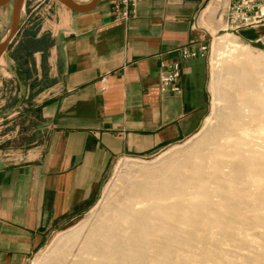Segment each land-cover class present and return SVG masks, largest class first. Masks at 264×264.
Segmentation results:
<instances>
[{
  "label": "crops",
  "instance_id": "crops-1",
  "mask_svg": "<svg viewBox=\"0 0 264 264\" xmlns=\"http://www.w3.org/2000/svg\"><path fill=\"white\" fill-rule=\"evenodd\" d=\"M208 5L140 0L123 22L108 0L85 12L22 1L0 52V264H26L88 209L114 159L153 155L197 127L200 58L180 60L179 92L158 83L174 47L222 29Z\"/></svg>",
  "mask_w": 264,
  "mask_h": 264
},
{
  "label": "rangeland",
  "instance_id": "rangeland-1",
  "mask_svg": "<svg viewBox=\"0 0 264 264\" xmlns=\"http://www.w3.org/2000/svg\"><path fill=\"white\" fill-rule=\"evenodd\" d=\"M74 1L82 3L86 0ZM11 6L12 0L0 8V39L10 28ZM209 8L213 13L216 11V6L208 5L207 10ZM223 34L230 36L227 48L233 47L232 54L228 49L220 50L215 46L217 38ZM206 42L207 52L199 57L205 101L197 127L186 137L153 155L114 159L92 205L73 221L51 233L47 242L29 257L26 264H72L73 259L81 253L85 236L100 221L121 208L132 179L142 177L145 172L165 168L173 162L181 163L188 159L193 164L199 163L193 146L209 138L218 127L226 111L222 90L233 92L237 97L244 96L248 91L245 87L234 88L231 84L223 83V64L240 60L249 68L246 74H254L257 65H252L250 59L258 56L262 60L258 64L264 69V24L241 28L236 32L224 29L213 31ZM234 143V153L226 156L230 161L241 158L236 147L239 148L243 143L239 140ZM248 146L254 147L253 140ZM259 159L264 161V156ZM179 170L181 173L191 172V168L185 166ZM219 171L226 170L219 169L209 160L205 177L210 179ZM234 189L239 190L233 192ZM254 192L256 200L253 198ZM177 200L180 207L172 231L175 241L169 248L171 261H178L179 264H264L263 172H248L234 181L227 180L223 186L210 180L186 184ZM147 251L148 258L144 264H167L166 261L157 260L151 249Z\"/></svg>",
  "mask_w": 264,
  "mask_h": 264
},
{
  "label": "bare ground",
  "instance_id": "bare-ground-1",
  "mask_svg": "<svg viewBox=\"0 0 264 264\" xmlns=\"http://www.w3.org/2000/svg\"><path fill=\"white\" fill-rule=\"evenodd\" d=\"M230 41L229 34H223L217 38L215 46L220 50L228 49L232 54L233 47L227 48ZM237 61L223 64L225 75L222 81L234 88L245 87L248 91L244 96L237 97L233 92L222 90L226 111L218 127L209 138L193 146L199 163L193 164L188 159L181 163L173 162L165 168L154 169L132 179L121 208L100 221L85 236L81 253L72 264H144L148 249L152 250L157 260L179 264L170 260L169 248L175 241L172 231L180 207L177 196L184 186L202 180L223 186L227 180L234 181L248 172L264 173V161L259 159L264 156V69L258 64L262 60L258 56L251 57L250 63L257 65L254 66V74H246L248 66ZM237 140L243 143L236 147L241 158L230 161L226 156L234 153L232 148ZM252 140L256 148H249ZM209 160L227 172H216L210 179L205 177ZM182 166L190 167L191 172L181 173L179 169ZM253 198L257 199L255 192Z\"/></svg>",
  "mask_w": 264,
  "mask_h": 264
},
{
  "label": "built area",
  "instance_id": "built-area-1",
  "mask_svg": "<svg viewBox=\"0 0 264 264\" xmlns=\"http://www.w3.org/2000/svg\"><path fill=\"white\" fill-rule=\"evenodd\" d=\"M140 0H108L113 20L128 21L135 17ZM216 6V15L224 30L236 32L241 28H252L264 24V0H207ZM177 52L178 60L161 64L158 88L161 92H179L177 79L181 72L180 60L204 56L207 42L195 45H179L172 49Z\"/></svg>",
  "mask_w": 264,
  "mask_h": 264
},
{
  "label": "water",
  "instance_id": "water-1",
  "mask_svg": "<svg viewBox=\"0 0 264 264\" xmlns=\"http://www.w3.org/2000/svg\"><path fill=\"white\" fill-rule=\"evenodd\" d=\"M9 1L10 0H0V6ZM22 1L23 0H12L10 30L7 36L0 41V52L6 48L7 44L9 43V41L12 39V37L17 31L19 24L20 4ZM59 1L73 11L85 12L91 10L99 0H90L86 3H77L74 0H59Z\"/></svg>",
  "mask_w": 264,
  "mask_h": 264
}]
</instances>
